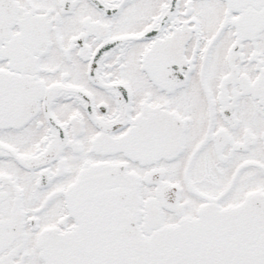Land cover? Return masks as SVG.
Returning <instances> with one entry per match:
<instances>
[{
	"label": "snow or ice",
	"instance_id": "snow-or-ice-1",
	"mask_svg": "<svg viewBox=\"0 0 264 264\" xmlns=\"http://www.w3.org/2000/svg\"><path fill=\"white\" fill-rule=\"evenodd\" d=\"M0 264H264V0H0Z\"/></svg>",
	"mask_w": 264,
	"mask_h": 264
}]
</instances>
